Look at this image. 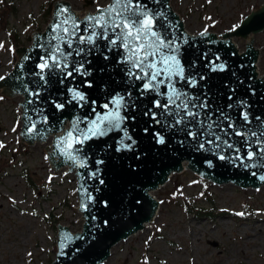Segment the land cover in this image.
Returning <instances> with one entry per match:
<instances>
[{
	"label": "water",
	"instance_id": "obj_1",
	"mask_svg": "<svg viewBox=\"0 0 264 264\" xmlns=\"http://www.w3.org/2000/svg\"><path fill=\"white\" fill-rule=\"evenodd\" d=\"M111 3L112 0L100 7L104 8ZM141 3L164 13V16L157 20V26L169 39L173 33L180 37L181 41L185 35L188 37V42L182 43L180 47L179 59L185 67L186 76L196 78L197 83L195 87H191L187 81H181L177 88L191 97L198 98L194 100L197 104L207 100V109H196L200 113L198 119L187 117L186 121L169 127L165 123L156 124L150 116H145L144 112L152 107L151 101L159 97L152 92L140 95L138 89L142 82L129 80L125 75L126 66L117 63L123 56L122 50L113 49L112 52H107V42L103 40L97 41L99 48H93L90 55H73L70 58L72 61H91L90 64H85V69L91 72L86 79L93 82L92 88L83 87L85 77L80 75L65 80L61 85L58 83L59 70L50 78L48 86L40 88L41 82L33 73L37 70L36 64L40 62V57L46 52L37 45L47 43L52 35L51 28L57 20L58 7L69 6L71 12L81 21L87 15L96 14L95 9L79 16L78 11L74 10L67 0L54 2L51 17L45 28L33 33L28 46L21 45L16 48L17 61L12 71L5 76L6 79L0 81V90L3 93L23 96L20 102L21 139L34 143L52 137L51 143L44 146L49 164L54 169L68 166L67 172L75 173L78 210L83 215L81 220L84 221L81 230L76 233L71 232L66 225H57L55 258L49 264H100L105 261L113 245L140 230L155 217L159 201L151 192L164 185L172 173L182 172L185 168L215 184L232 183L241 188H259L264 185V181L258 179L259 175L264 174V167H245L235 160L234 151L224 145H221V149H215L208 144H205L203 149L199 148V144L204 140L214 139L211 135H201L206 131L209 122H214L212 131L216 135L240 148L242 156L247 155L246 141L252 144L253 151L259 146L255 143L256 137L236 136L228 124L230 121L234 122L236 128L241 131H264V77L258 75L256 63L259 51L253 45V35L264 29V6L254 4L252 10L240 20L238 27L236 25L233 29L221 33L207 31L206 35L201 37L199 33L202 31L189 33L185 29L182 18L172 9L170 0H160L159 3L154 0H141ZM84 26L82 23L81 29ZM219 34L222 35L219 37ZM231 37L246 39L245 49L239 51ZM64 49L70 51L66 45ZM104 55L109 59L105 60ZM25 56L29 59L24 60ZM221 63L225 65L224 71L212 70L214 65ZM20 65H23L22 69ZM201 76L204 79H200ZM25 85L31 91L39 89V97H30L25 91ZM70 86L85 91L89 100H96L97 105L108 102L117 92L125 95L127 99V93L131 92L130 106L123 113L128 117L125 127L136 141L131 150L121 147L119 141L122 133L114 131L82 146L80 155L87 158L86 167H78L72 161H66L59 154H54L57 138L71 127L70 121L75 116L91 118L90 105L78 108L73 102L66 104L63 111H57L50 103L53 99L58 102L67 101L70 98L67 88ZM29 99L33 100L32 104L27 103ZM132 101H135V108L131 107ZM240 101L245 102L246 109H242ZM166 102L161 99V103ZM230 104L231 108L228 107ZM37 109H43V115L48 116L47 124L37 125L38 130H44L43 136L24 135L27 123L25 112L36 120ZM242 110L249 113L251 123L245 124L241 119ZM98 111L102 109L98 108ZM153 111L159 113L161 110ZM133 116L135 119H132ZM224 117H230V121ZM257 117L260 119L257 120ZM158 118L166 120L167 124H173L171 116ZM61 121L64 123L61 124ZM190 131L196 132L197 136H189ZM155 133L162 135L165 143H157ZM124 143L130 144L131 141L125 140ZM48 146L52 149L46 150ZM118 148L121 150L118 151ZM219 155H224L226 159H219ZM97 161L103 163L97 164ZM259 162L264 163V160ZM97 171L98 175L92 177L91 173ZM252 172L257 175L253 176ZM101 180L104 181L103 184L100 183ZM82 205H86L87 210H84ZM65 237L71 239L66 240ZM62 242L65 244L63 249Z\"/></svg>",
	"mask_w": 264,
	"mask_h": 264
},
{
	"label": "rangeland",
	"instance_id": "obj_2",
	"mask_svg": "<svg viewBox=\"0 0 264 264\" xmlns=\"http://www.w3.org/2000/svg\"><path fill=\"white\" fill-rule=\"evenodd\" d=\"M56 1L0 0V76L12 71L16 48L31 43L27 37L36 21L45 28L50 17L44 20V13ZM67 1L80 16L110 0ZM254 4L264 6V0H170L189 33L205 27L213 33L229 31ZM8 31L17 33L18 45L11 44ZM231 38L239 51L245 49L246 39ZM253 45L259 51L257 72L264 77V29L253 35ZM0 96V142L6 145L0 149V264H49L55 258L57 225L76 233L84 221L75 173L67 172L68 166L54 169L45 159L44 146L52 137L34 143L21 139L23 96L1 90ZM151 194L159 201L155 219L113 245L100 264H264V185L257 191L215 184L185 168ZM184 197L192 204L186 206Z\"/></svg>",
	"mask_w": 264,
	"mask_h": 264
},
{
	"label": "snow or ice",
	"instance_id": "obj_3",
	"mask_svg": "<svg viewBox=\"0 0 264 264\" xmlns=\"http://www.w3.org/2000/svg\"><path fill=\"white\" fill-rule=\"evenodd\" d=\"M154 2L159 3L160 0H154ZM56 16L57 20L51 28L52 35L47 43L37 45L46 52L45 55L40 57V62L36 64L37 70L33 73L41 82L40 88H45L49 85L50 78L57 74L56 70H59L60 78L58 83L61 85L64 84L65 80L74 79L75 75H80L85 77L83 87L92 88L93 82L86 79V77L91 75V72L85 69V64H90L91 61H72L70 58L73 55L76 57L90 55L93 48H99L97 41L103 40L107 42V52H112L113 49L122 50L123 56L117 63L126 66L125 75L129 80L142 82L138 89L140 95L143 96L145 93L152 92L159 97L152 100V107L144 112V115L150 116L156 124L165 123L167 126L172 127L186 121L187 117L198 119L200 113L196 109L203 110L209 107L207 100L197 104L194 100L198 98L191 97L187 92L177 88V84L181 81H187L189 86L195 87L197 80L194 77L186 76L185 67L179 59L180 47L182 43L186 44L188 42V37L185 35L181 41V38L173 33L171 39H169L167 34L161 32L157 26V20L164 16L162 11H155L149 8L147 4L141 3V0H112V3L104 8L97 6L96 14L87 15L83 21L79 20L67 5L59 6ZM206 19H211V17ZM82 23L85 25L83 29H81ZM206 33L207 27L199 35L203 37ZM178 41H181V43H178ZM64 45L70 51H65ZM74 45L76 46L74 47ZM2 47L3 43L0 42V48ZM8 50L15 51L14 49ZM103 58L105 60L109 59L107 55H104ZM28 59V56L24 57V60ZM218 59L219 57H217ZM20 67L22 69L23 65H20ZM70 68L71 70H69ZM212 70L224 71L225 65L222 63L214 65ZM5 79V76H0V81ZM200 79H204V77L201 76ZM161 89H165V91H161ZM25 91L28 92L30 97H39L40 95L39 89L31 91L27 85H25ZM67 92L70 96L67 101L58 102L55 99L50 101L55 110L63 111L66 104H72L73 102L78 108L90 105L89 115L91 118L89 116H75L70 121L71 127L64 132V135L57 138L54 154H59L66 161H72L78 167H86L87 158L80 155L82 146L88 141L105 137L114 131L122 133L119 141L121 147L131 150L136 141L129 135L125 127L128 117L123 114L130 106L131 92L127 93V99L125 95L117 92L111 96L108 102L100 105H97V101L94 99L90 101L88 94L85 91H81L79 87L70 86L67 88ZM3 99L4 97L0 96V100ZM161 99H165L167 102L161 103ZM27 103L32 104L33 100L29 99ZM239 103L242 109H246L247 105L245 102L240 101ZM131 107L135 108V101H132ZM228 107L231 108L232 105L230 104ZM98 108L102 109V111H98ZM153 109H160L161 111L157 113ZM35 112L38 117L36 120H33L32 116L27 114V111L25 112L27 123L24 135L43 136L44 130H38L37 125L47 124L48 116L43 115V109H37ZM165 116H171L173 124H167L166 120L158 118ZM240 116L245 124L251 123L249 113L246 110H242ZM39 117H42V119ZM132 119H135V117L133 116ZM224 119L230 121V117H224ZM256 119L259 120L260 118L257 117ZM63 123L61 121V124ZM201 123L203 124V121ZM213 123H207L206 131L201 133V135H211L214 139L204 140L199 144L200 149H203L205 144L215 149H221V145H224L234 151L235 160L240 161L245 167H264V163L259 162L264 160V139H261V137H264V131H241L236 128L234 122H229L228 127L233 129L236 136L256 137L255 143L259 145L256 151H253L252 144L246 141L247 155L242 156L239 147L229 143L228 140H222L219 135L212 131ZM12 130L16 131L15 127ZM48 130L50 131V129ZM145 132H147V129H145ZM188 134L192 137L197 136L196 132L190 131ZM154 135L157 138V143H165L162 135L159 133ZM125 140L131 141V143L125 144ZM77 145L81 147H77ZM5 147L6 145L0 142V149ZM117 150L121 149L118 148ZM218 158L221 160L226 159L224 155H219ZM45 159H49V157L46 156ZM245 161L252 163L246 164ZM101 163L103 161H97V164ZM97 175L98 171L91 173L92 177ZM252 175L256 176L257 173L252 172ZM51 179L52 177H49V181ZM258 179L264 181V174L259 175ZM100 183L103 184L104 181L101 180ZM257 191H259V188H257ZM89 199H91L90 196ZM105 206H107L106 202ZM82 208L87 210L86 205H82ZM236 215L244 216L245 213L238 212ZM65 239L70 240L71 237H65ZM64 246L65 244L62 242L61 248L63 249Z\"/></svg>",
	"mask_w": 264,
	"mask_h": 264
},
{
	"label": "trees",
	"instance_id": "obj_4",
	"mask_svg": "<svg viewBox=\"0 0 264 264\" xmlns=\"http://www.w3.org/2000/svg\"><path fill=\"white\" fill-rule=\"evenodd\" d=\"M51 13H52V6H51V3H50L49 6L47 7L46 12L44 13V20L47 21L48 20V17L51 16ZM40 23H41L40 21H36V23L34 25L35 31L42 30V28L40 26ZM8 33H9V37H10L9 41H11V44L12 45H18V43L20 42V38L18 37L17 33H15V35L14 34L12 35V32L11 31H8ZM27 39L28 40H31V37L28 36ZM29 182H31V181L29 180ZM184 203H185L186 206H189V205L192 204L189 201V198L188 197H184ZM202 210H203L202 207H198L197 208V211L198 212H201Z\"/></svg>",
	"mask_w": 264,
	"mask_h": 264
},
{
	"label": "bare ground",
	"instance_id": "obj_5",
	"mask_svg": "<svg viewBox=\"0 0 264 264\" xmlns=\"http://www.w3.org/2000/svg\"><path fill=\"white\" fill-rule=\"evenodd\" d=\"M251 35H252V34H251ZM249 36H250V35H249ZM258 75H259V74H258ZM259 76H261V75H259ZM262 77H263V76H262ZM154 219H155V218H153V219H151V220L153 221ZM151 220H150V221H151ZM150 221H149V222H150ZM152 221H151V222H152ZM147 223H148V222H147ZM147 223H145L144 225H146ZM252 237H253V236L250 235V236L248 237V239H251Z\"/></svg>",
	"mask_w": 264,
	"mask_h": 264
}]
</instances>
